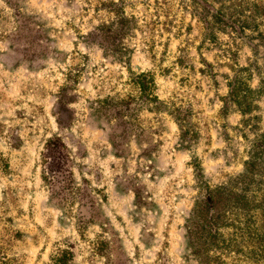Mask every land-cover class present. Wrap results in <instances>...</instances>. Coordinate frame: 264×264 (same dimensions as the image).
<instances>
[{
    "label": "rangeland",
    "instance_id": "obj_1",
    "mask_svg": "<svg viewBox=\"0 0 264 264\" xmlns=\"http://www.w3.org/2000/svg\"><path fill=\"white\" fill-rule=\"evenodd\" d=\"M110 1L132 19L123 56L93 38L118 27ZM129 64L154 75L168 107L144 110L126 135L94 106L139 95ZM236 75L254 90L246 112L225 105ZM262 79L264 0H0V264H204L184 227L202 196L194 162L213 187L237 183L264 133ZM172 105L192 107L191 145ZM56 136L70 189L43 177ZM253 184L264 231V171Z\"/></svg>",
    "mask_w": 264,
    "mask_h": 264
},
{
    "label": "trees",
    "instance_id": "obj_2",
    "mask_svg": "<svg viewBox=\"0 0 264 264\" xmlns=\"http://www.w3.org/2000/svg\"><path fill=\"white\" fill-rule=\"evenodd\" d=\"M108 9L117 14L118 27L113 29L103 24L97 27L93 38L113 53L123 56L127 49L123 45V38L132 28V19L125 14L123 1H110ZM128 70L131 82L138 87L139 95L127 98L108 95L98 98L94 106L98 116L114 122L126 135L137 128L141 112H161L168 107V103L157 93L153 74L135 72L130 64ZM243 71H251V68L244 67L237 74ZM261 82L259 92L264 94V79ZM253 92L247 81L236 75L229 82L225 105L233 101L245 112L249 111L252 107L249 99ZM169 111L181 128L183 141L191 145L198 135L192 121V107L172 105ZM253 144L254 149L246 162V170L235 184L211 186L201 163L194 162L195 178L202 196L194 203L184 227L187 248L204 264L218 263L221 254L231 253L243 255L255 264H264V231L256 216L263 204L257 200L258 189L252 188L255 177L264 171V133ZM69 160L63 139L59 136L48 139L43 151L44 179L52 185L70 189L74 180Z\"/></svg>",
    "mask_w": 264,
    "mask_h": 264
}]
</instances>
